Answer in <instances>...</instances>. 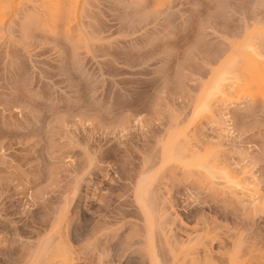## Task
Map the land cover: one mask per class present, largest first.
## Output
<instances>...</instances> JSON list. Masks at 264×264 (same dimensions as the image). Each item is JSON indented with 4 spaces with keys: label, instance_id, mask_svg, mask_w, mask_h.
I'll use <instances>...</instances> for the list:
<instances>
[{
    "label": "rangeland",
    "instance_id": "1",
    "mask_svg": "<svg viewBox=\"0 0 264 264\" xmlns=\"http://www.w3.org/2000/svg\"><path fill=\"white\" fill-rule=\"evenodd\" d=\"M206 250L264 264V0H0V264Z\"/></svg>",
    "mask_w": 264,
    "mask_h": 264
},
{
    "label": "bare ground",
    "instance_id": "2",
    "mask_svg": "<svg viewBox=\"0 0 264 264\" xmlns=\"http://www.w3.org/2000/svg\"><path fill=\"white\" fill-rule=\"evenodd\" d=\"M215 259L216 258H214V257L211 256V251L206 250V251L203 252V255L201 257H200V254H197L196 257H194V258L191 259V262L192 263H197V264H215L214 263L215 262ZM224 259H225L224 254H219L218 255V258L216 259V261L219 262V263H221V262H223Z\"/></svg>",
    "mask_w": 264,
    "mask_h": 264
}]
</instances>
